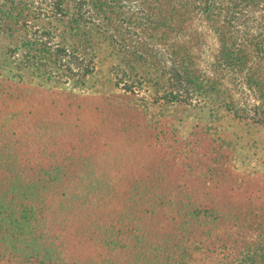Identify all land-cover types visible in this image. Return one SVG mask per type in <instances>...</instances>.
Segmentation results:
<instances>
[{"label":"trees","instance_id":"trees-1","mask_svg":"<svg viewBox=\"0 0 264 264\" xmlns=\"http://www.w3.org/2000/svg\"><path fill=\"white\" fill-rule=\"evenodd\" d=\"M206 30L212 75L197 65ZM0 37V264H264V0H0ZM5 43L34 52L38 78L106 51L125 93L26 81ZM139 86L160 103L197 94L230 125L183 137Z\"/></svg>","mask_w":264,"mask_h":264},{"label":"rangeland","instance_id":"rangeland-1","mask_svg":"<svg viewBox=\"0 0 264 264\" xmlns=\"http://www.w3.org/2000/svg\"><path fill=\"white\" fill-rule=\"evenodd\" d=\"M206 33L209 35L208 44L198 49V54H200L201 58L197 62V65L203 73L212 75L213 69L211 68V63L213 62V57L218 53L219 44L216 42L213 34H211L209 31H207ZM22 37L23 39H25V36ZM27 37L29 38L28 33ZM5 44L6 48L1 50V53H4V56L6 55L7 49H10V52L13 49H15L16 51L15 54H10L9 58L6 56L8 62L13 65L9 70L13 71V73H17V75L19 76H23L26 81H31L34 84L48 89L71 91L80 96L100 97L104 95V99H111L115 102H120V100L115 98L116 95L125 93L124 82H121V80L117 79L114 75L113 64L112 61H110L111 58H108L109 53L106 51H100L97 59H94L92 57L93 54H91V56L89 57L84 58L86 60H77L73 57L71 59L66 58L62 65L59 64L60 69L55 67V65L53 64H48L45 68H42L43 70H45V72H42L43 74H41L42 77L38 78L36 72L34 71V68H31L32 70H29L27 69V67H25L27 65L25 63V60L28 59L26 56L31 55V57H34V52L29 53L26 48L22 49L21 46L14 47L13 43ZM14 57H16V59H14ZM12 61H15V64ZM63 65L65 66L63 67ZM15 66L18 69H16ZM166 66L173 68L171 63H167ZM1 67L2 66H0V68ZM12 67H14V69ZM70 69L71 71H69ZM73 76H76V79H78V81L73 80ZM79 77L82 78L79 79ZM222 77L225 78L222 82H224L226 86H231L232 88L233 82L231 81L229 71L224 73ZM166 87V92L168 93H171L173 89H176V85H174L173 82H167ZM178 88L180 89L179 93L182 94L184 87L178 86ZM238 88H241V86L238 85ZM151 89L152 88L150 86H139V88L136 89L138 93L137 97L141 100H145V102H141L142 105L139 103L141 109L144 108V110L148 111L150 115L156 114L164 115L165 117H167V124L174 125V127L177 128L180 135H182L183 137H187L191 133L193 128L197 125H205V127L209 128L211 131L219 127L227 128L230 125L229 117H227L228 119H221L220 121H218L214 116H211V109H213L214 106L207 105L209 107L201 109L200 107L204 106V102L203 99L200 98V96H197V94L193 93V95H191V93L187 90L186 92H183V99L189 101V103H192L191 105L178 102L170 104L173 103V101L169 102L167 100L161 101L160 103L157 101L160 100L159 97L161 95H164L165 93L161 92L158 96H156V94L152 93ZM237 100L241 101V106L248 101H250V103L252 102L249 96L247 97L243 95H238ZM148 101H150L151 104ZM83 102L85 101H82V103ZM99 102L101 101L95 99L94 101L87 103V105H90L88 106V109L92 110L93 107L100 105ZM135 107L140 108L136 105ZM233 127L234 128H231L230 130H235V132L239 134L246 132V129H241L238 126ZM252 134V137L260 139L259 144L262 148V145L264 146V128ZM250 138L251 137H248V139ZM117 144H124L123 140L121 141V143ZM254 152L257 153L259 152V150H252V153ZM136 153L140 155H136V160L147 156V152L143 151V149L141 148L138 149Z\"/></svg>","mask_w":264,"mask_h":264}]
</instances>
